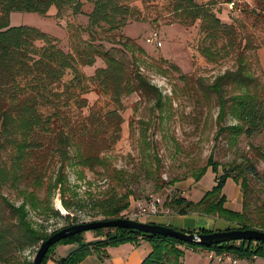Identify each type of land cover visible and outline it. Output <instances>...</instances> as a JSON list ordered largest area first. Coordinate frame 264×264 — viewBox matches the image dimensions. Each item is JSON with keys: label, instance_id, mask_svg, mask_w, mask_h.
Wrapping results in <instances>:
<instances>
[{"label": "trees", "instance_id": "trees-1", "mask_svg": "<svg viewBox=\"0 0 264 264\" xmlns=\"http://www.w3.org/2000/svg\"><path fill=\"white\" fill-rule=\"evenodd\" d=\"M129 1L0 0V203L6 208L4 211L0 207V264H34L21 257L59 230L48 233L45 225L50 218L62 217L52 203L56 190L67 211L88 205L78 199L75 191L78 187L71 185L67 169L79 166L95 171L97 165L105 164L106 157H101V153L114 148L119 139L126 96L137 94L140 99L153 102L154 115L155 108L163 110L172 104V97L162 94L137 65L136 55L143 62L152 59L144 47L129 36L114 33L129 22L165 19L166 24L198 26L202 34L199 51L209 62L221 54L232 55L237 62L208 87L218 100L216 139L233 143L241 135L251 138L264 130V71L252 54L257 48H264V0H255L253 7L244 8L245 19L239 25L223 22L213 9V1L133 0L141 6ZM52 8L56 18L67 27V38L73 37L67 51L61 46L63 39L57 36L34 26L10 24L12 12L47 15ZM144 10H152V15H145ZM79 16L87 20H79ZM81 31L88 35L84 40L79 38ZM104 42L111 46L104 47ZM118 53L121 55L117 56ZM99 60L103 65L86 74L85 66ZM90 91L105 97L114 108L105 110L98 102L90 104L84 96ZM163 113H159L162 122ZM209 167L216 174V183L200 201L175 194L164 199L163 206L171 214L207 215L235 224L236 228L264 231V201L260 205L251 201L253 177L260 175L256 161L245 156L242 162L233 161L219 172V164L211 155L194 173V178L199 181ZM156 174L153 180L157 191L177 181L176 178L164 180ZM137 176L125 169L113 170L106 178L113 185L90 204L93 215H101L103 219L122 218L131 205L130 197L139 199L130 187ZM228 178L241 187V211L226 205L223 189ZM123 187L128 190L119 192ZM6 189L16 192L20 198L18 204L5 194ZM69 215L65 216L72 219L68 226L77 223L78 219ZM92 231L94 237L90 240L81 232L57 242L50 247L42 264L51 258L57 264H79L93 253L102 258L107 256L109 247L142 239L151 243L152 251L141 264H184L185 250L191 248L227 253L237 259L264 257V241L203 245L131 228ZM58 245L75 247L56 257Z\"/></svg>", "mask_w": 264, "mask_h": 264}, {"label": "rangeland", "instance_id": "rangeland-1", "mask_svg": "<svg viewBox=\"0 0 264 264\" xmlns=\"http://www.w3.org/2000/svg\"><path fill=\"white\" fill-rule=\"evenodd\" d=\"M199 1L202 3L215 2L213 9L221 20L237 25L245 19L243 9L248 6L253 7L255 2V0H232V3L229 2L230 0ZM129 2L141 6L138 1L131 0ZM54 11L52 8L47 15L35 12H18L21 14L20 18H13L12 23L34 26L48 34L59 36L60 28L55 26V22L59 24L60 20L56 18ZM151 11L144 10L143 13L151 16ZM79 20L86 21L87 19L79 16ZM114 33L129 36L144 47L152 59L143 62L142 57L136 55L137 65L144 69L150 81L162 91V94L172 97V104L166 105L163 110L155 108L156 114L154 115L153 102L142 100L137 94L124 98L125 108L121 111L123 123L119 139L114 148L101 153V157H106L105 164L97 165L95 171L79 166L67 169L71 185L78 187L75 190L78 199H82L88 205L83 209L67 211L61 203L60 193L56 190L52 203L62 217L50 218L46 221L47 232L52 233L68 226L72 221V219L65 218L68 214L71 218L76 217L77 223L102 220L103 216L93 215L90 204L95 197L103 195L113 185L106 179L113 170L125 169L128 174H138L136 181L130 185L139 198L138 200L145 199L150 195L166 199L175 194L182 196L187 194L198 182L193 176L194 173L207 163L211 155L213 161L219 164V172H222L224 167L229 166L233 161L242 162L245 156L256 161L260 175L259 178L253 177L251 201L254 205L262 204L264 201V159L262 157L264 155V130L261 134H255L251 138L241 135L233 143L216 139L218 100L216 94L208 87L218 75L236 65L237 62L232 55L221 54L216 56L215 61L209 62L199 51L202 34L198 26L185 27L177 23L166 24L165 19H159L156 22L150 19L131 21L115 30ZM154 34H157V37L151 41ZM241 35L243 32L239 34V38L242 37ZM87 37L85 31L80 32V39L84 40ZM71 42L73 43V37L69 40L66 36L60 40L61 46L66 51L69 50ZM104 44V47L111 46L109 43L104 42ZM252 54L258 67L264 71V48H257ZM120 55V53L117 54V56ZM99 65H103L101 60L94 65L85 66L86 74H92ZM262 79L264 80L263 75ZM84 96L89 99L90 104L98 102L105 110L114 108L113 104L108 103L105 97H100L96 91H90ZM163 111L162 122L159 113ZM228 121L234 122L231 119ZM251 143L260 148L262 155ZM158 162L159 167L157 166ZM156 168L157 171H155ZM208 169L212 170L211 167ZM154 174L164 180L176 178L177 181L173 186L157 191L153 180ZM206 178L204 184L211 180L209 176ZM239 188L242 194V198L240 197L238 200L241 211L243 193L240 185ZM127 190L128 188L123 187L119 189V192L124 193ZM226 191L229 192V190ZM5 194L17 204L19 203L20 198L12 189H6ZM44 194L45 192L42 191L41 196ZM228 197L230 199L227 207L235 210L232 203H236V198H232L230 192ZM134 198L136 197H130V207L134 206ZM0 207L4 211L6 210L3 203H0ZM236 227L238 226L235 224H229L228 228ZM84 236L88 240L93 239L94 231H85ZM40 245L41 243H38L28 249L22 255V260L33 261ZM60 246L64 245H58L57 257L62 256ZM58 249L59 251H57ZM189 255L190 252L184 256L185 264H198L200 255L197 254L195 257H189ZM201 258V262L204 264V257L201 256ZM216 259L219 260L215 257ZM261 259L264 262V259ZM235 263L237 262L235 261ZM45 264L57 263L48 259Z\"/></svg>", "mask_w": 264, "mask_h": 264}, {"label": "crops", "instance_id": "crops-1", "mask_svg": "<svg viewBox=\"0 0 264 264\" xmlns=\"http://www.w3.org/2000/svg\"><path fill=\"white\" fill-rule=\"evenodd\" d=\"M20 15L21 14L18 12H12L10 15V24L17 25L12 23V19L20 18ZM55 26H58V29L60 28L59 30L60 34L57 37L64 39L67 36V30L65 29L66 26L63 23V21H60L59 24L55 22ZM207 176L211 177V180L208 183L204 184V182L207 179L206 178ZM215 178H216V174L212 170L209 171L208 169L206 174L188 191L187 194H184L183 196L194 202L200 201L204 196L205 192L210 190L215 185L216 183ZM226 190H229L232 198H236L237 201L235 204L232 203V206L236 211H240L238 200H240V197L242 198V194L239 185L232 178L227 179L225 187L223 189V193L227 197V202H226L227 205L230 198L228 197L229 192ZM143 221L169 225L182 230H196V231L199 229H205L207 231L224 230L229 227V224H232L221 219H216L211 216L199 215V214H187V215L159 214L156 216H151ZM74 247L75 245H67V246L64 245V246H60L59 249L61 250L62 256H64ZM59 249L57 251H59ZM151 251H152L151 243L145 239H142L137 243H124L116 247H109L107 248V256L102 258L97 253H93L87 256L79 264H141L144 258ZM188 252H190L189 257H195L197 254L200 255L198 264H202L201 256L204 257L203 258L204 264H231V263L237 264L238 262H240V264H264L263 260L261 259V258L264 259V257H258V256L249 259H238L236 261L237 263H235L233 258L232 259L227 258L222 261H219L217 259L215 260V257L211 255L212 252L206 249L191 248L185 250V254ZM51 261L56 262L53 258H51ZM184 264H185V259H184Z\"/></svg>", "mask_w": 264, "mask_h": 264}, {"label": "water", "instance_id": "water-1", "mask_svg": "<svg viewBox=\"0 0 264 264\" xmlns=\"http://www.w3.org/2000/svg\"><path fill=\"white\" fill-rule=\"evenodd\" d=\"M114 227L131 228L139 232L171 236L184 242H195L203 245L220 244L237 240L264 241V231L259 229L228 228L224 230H213L206 233H199L186 232L169 225L144 222L140 220H130L125 218L102 219L77 223L60 228L41 243L34 257V264H42L50 247L67 237L85 231Z\"/></svg>", "mask_w": 264, "mask_h": 264}, {"label": "built area", "instance_id": "built-area-1", "mask_svg": "<svg viewBox=\"0 0 264 264\" xmlns=\"http://www.w3.org/2000/svg\"><path fill=\"white\" fill-rule=\"evenodd\" d=\"M157 37V34H154L150 39L154 41ZM164 199L159 196L150 195L145 199L135 200L134 206L129 207L123 214L122 218L130 220H140L142 218L147 219L151 216H156L159 214H171V210L163 206ZM214 257H217L220 261L224 259H232L237 261L238 259L227 253L216 254L212 252L211 254Z\"/></svg>", "mask_w": 264, "mask_h": 264}]
</instances>
